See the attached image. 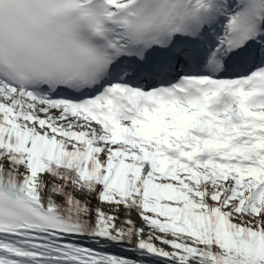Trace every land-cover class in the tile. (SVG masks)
I'll return each mask as SVG.
<instances>
[{"label": "snow or ice", "instance_id": "snow-or-ice-1", "mask_svg": "<svg viewBox=\"0 0 264 264\" xmlns=\"http://www.w3.org/2000/svg\"><path fill=\"white\" fill-rule=\"evenodd\" d=\"M0 264H264V0H0Z\"/></svg>", "mask_w": 264, "mask_h": 264}]
</instances>
